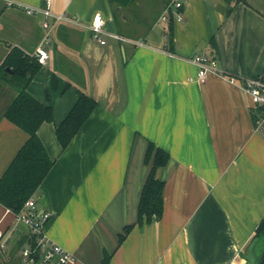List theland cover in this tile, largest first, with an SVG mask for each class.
I'll return each mask as SVG.
<instances>
[{"label":"crops","instance_id":"crops-1","mask_svg":"<svg viewBox=\"0 0 264 264\" xmlns=\"http://www.w3.org/2000/svg\"><path fill=\"white\" fill-rule=\"evenodd\" d=\"M40 4L0 0V63L11 47L33 54L42 46L49 54L27 88L52 108L37 135L53 165L31 197L38 212L50 213L46 239L74 256L67 264H101L104 253L109 264H254L252 239L264 217V135L240 84L264 78V0H186L171 45L167 23L156 25L161 13L148 21L135 1L120 22L107 0H52L54 13L68 20L46 41L44 17L23 11ZM96 13L105 45L89 30ZM142 24L144 37L125 35L126 26ZM194 55L213 57L219 72L195 81ZM76 88L96 107L61 150L54 130ZM15 94L8 84L0 88V176L26 140L2 116ZM148 141L169 155L156 172L164 182L162 216L135 225L118 245L122 228L136 221ZM0 231L2 262L29 230L0 205Z\"/></svg>","mask_w":264,"mask_h":264},{"label":"trees","instance_id":"trees-1","mask_svg":"<svg viewBox=\"0 0 264 264\" xmlns=\"http://www.w3.org/2000/svg\"><path fill=\"white\" fill-rule=\"evenodd\" d=\"M112 7L114 19L118 18L115 8L128 9L135 0H107ZM226 2H239L240 0H224ZM167 6L169 0H164ZM165 8V7H164ZM174 21L169 16L167 23L168 45H171ZM213 41V40H212ZM41 64L33 54L25 53L18 47H11L0 63V88L8 84L15 88L16 94L10 100L3 112V117L17 126L26 134V140L18 149L14 158L0 176V205L10 210L15 215L24 209L25 202L38 190L41 182L53 165L38 135V128L45 122L52 121V108L35 99L27 90L28 85L38 73ZM57 78L51 79V89H56ZM68 84L65 85V88ZM48 91H46V97ZM96 107V102L86 91L76 88V100L64 117L55 127L54 133L61 150H64L76 133ZM257 114L251 111L254 123ZM169 155L163 149L148 141L144 153V165L148 167L147 175L140 190L136 209V221L122 228L117 235V243L120 245L135 225L142 226L159 220L163 212L162 189L164 182L157 178L156 172L167 164ZM49 216L43 223L45 231L50 223ZM260 240L263 243L262 252L257 264H264V217L259 221L252 239L254 243ZM27 244L29 256L27 261L36 262L39 258V248L36 246V236L28 233L25 238L17 241L10 254L1 264H21L23 262L19 254L22 246ZM111 255L104 253L101 264H109Z\"/></svg>","mask_w":264,"mask_h":264},{"label":"built area","instance_id":"built-area-1","mask_svg":"<svg viewBox=\"0 0 264 264\" xmlns=\"http://www.w3.org/2000/svg\"><path fill=\"white\" fill-rule=\"evenodd\" d=\"M41 4L37 7H24L23 11L27 15L40 14L44 17L41 24L42 28L46 31L45 40H48L49 32L52 28L61 22H66L68 18L65 14H56L52 10V0H40ZM186 0H170L168 5L165 6L163 12L158 18V22L162 24L168 23L169 16L171 15L174 22H181L183 20V7ZM104 19L99 13L93 15L89 30L92 37L100 44L105 45L106 40L104 35L106 32L103 28ZM113 38H118L116 35L108 34ZM33 55L36 57L38 63L41 65L46 64L49 54L42 46H38ZM198 70L195 81L202 82L207 74L211 72H219L216 68V61L211 56L194 55L191 59ZM189 81H193L189 78ZM242 89L248 94L251 102L250 110L255 113L256 119L254 121L255 130L264 135V78L258 77L246 80L240 84ZM50 216L47 212H38L35 202L30 198L24 204V209L16 215V218L23 222L28 228L30 234L36 236V246L39 248V258L43 264H67L74 260V256L63 249L56 243L49 242L42 229L43 223ZM2 232L0 231V239ZM29 249L26 248L22 251V258L27 261L29 256Z\"/></svg>","mask_w":264,"mask_h":264},{"label":"rangeland","instance_id":"rangeland-1","mask_svg":"<svg viewBox=\"0 0 264 264\" xmlns=\"http://www.w3.org/2000/svg\"><path fill=\"white\" fill-rule=\"evenodd\" d=\"M135 1H137L138 5L140 6L142 14L148 17V21L151 19H153V20L156 19L159 16V14L163 12V10H164L163 8L165 7L164 2H163L164 0H135ZM128 12H130V9H126L127 16H129ZM123 13H124V11H123ZM157 24L162 25V23H160L158 21H157L156 25ZM129 28H131V29L128 30ZM145 28L148 29L147 27H144L143 24L141 27L138 26V29H136L134 26H132V27L126 26V29H125L126 31L124 33L127 36L131 35L132 37H136V39H139V38L144 37L145 33L144 32L139 33L138 31L141 32ZM160 32H161V27H160ZM2 262H3V258H2ZM2 262H0V264Z\"/></svg>","mask_w":264,"mask_h":264},{"label":"water","instance_id":"water-1","mask_svg":"<svg viewBox=\"0 0 264 264\" xmlns=\"http://www.w3.org/2000/svg\"><path fill=\"white\" fill-rule=\"evenodd\" d=\"M116 14L118 16V18L121 21H127V17L126 15L123 13V10L121 7H116L115 8ZM263 249V243H261V241L256 240L254 243L252 242V246H251V251L254 255V264H257L258 258L262 252Z\"/></svg>","mask_w":264,"mask_h":264}]
</instances>
